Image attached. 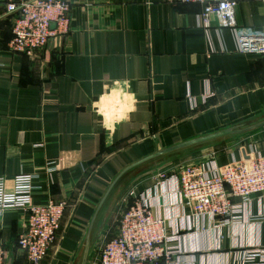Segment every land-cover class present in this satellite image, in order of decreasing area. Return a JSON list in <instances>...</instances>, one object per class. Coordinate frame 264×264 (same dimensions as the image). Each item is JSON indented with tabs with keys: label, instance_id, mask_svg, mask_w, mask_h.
<instances>
[{
	"label": "crops",
	"instance_id": "obj_1",
	"mask_svg": "<svg viewBox=\"0 0 264 264\" xmlns=\"http://www.w3.org/2000/svg\"><path fill=\"white\" fill-rule=\"evenodd\" d=\"M21 1L0 0V177L11 191L17 176L31 175L35 202H68L42 264H80L89 240L111 237L110 221L131 190L167 219L178 251L168 264H264V196L247 204L235 199L236 211L220 225L190 213L176 179H158L180 164L208 168L212 160L223 166L264 156V127L129 171L98 212L113 180L136 161L264 118V58L240 51L241 37L264 31V5L239 1L237 33L217 15L204 26L205 5L198 2L65 0L68 34L28 56L9 48L19 13L9 6ZM117 80L128 87L114 99ZM49 161L59 165L52 174ZM24 215L0 214L9 264H27L18 245ZM87 264H99L96 249Z\"/></svg>",
	"mask_w": 264,
	"mask_h": 264
},
{
	"label": "built area",
	"instance_id": "obj_2",
	"mask_svg": "<svg viewBox=\"0 0 264 264\" xmlns=\"http://www.w3.org/2000/svg\"><path fill=\"white\" fill-rule=\"evenodd\" d=\"M205 5L201 20L210 26V17L217 15L221 25L238 33L236 8L241 0H181ZM264 5V0H256ZM18 10L13 25V38L9 48L13 53L35 55L52 39L63 38L70 29L71 5L65 0H23L12 4ZM240 51L259 54L264 58V31L240 38ZM211 161L206 168L201 164H180L172 174L161 172L162 182L176 179L182 202L195 217L220 219L236 211L235 199L250 203L255 195L264 196V156L248 155L219 166ZM55 161H49L46 172L58 170ZM6 178L0 177V214L7 210L24 212L23 230L18 245L24 252L27 264H42L56 241L62 219L68 207L64 199L35 202L33 177L20 175L14 187L7 189ZM160 183V182H159ZM118 206L117 232L110 238H101L97 249L99 264H168L177 254L171 244L168 221L157 216L149 197L135 190L129 191ZM118 218V217H116ZM255 255L252 257L254 259ZM0 264L8 263V253L0 243Z\"/></svg>",
	"mask_w": 264,
	"mask_h": 264
},
{
	"label": "water",
	"instance_id": "obj_3",
	"mask_svg": "<svg viewBox=\"0 0 264 264\" xmlns=\"http://www.w3.org/2000/svg\"><path fill=\"white\" fill-rule=\"evenodd\" d=\"M264 127V118H260L257 119L255 121H253L252 123H242L239 125H234L231 127H227V128H223L220 129L218 131H215L213 133H208L206 135H202L199 137H195L183 142H180L178 144H175L173 146L161 149L151 155H148L138 161H136L135 163L129 165L128 167H126L123 171H121L117 177L113 180L112 184L110 185L109 189L107 190L100 206L98 207V212L101 209V207L103 206V204L105 203L108 195L110 194V192L112 191V189L116 186V184L120 181V179L126 175L129 171L144 165L146 163H149L153 160L171 155V154H175L184 150H187L189 148L195 147V146H199L205 143H209V142H213L216 140H220V139H225V138H230V137H235L237 135H242V134H246L255 130H258L260 128ZM246 158H248L247 155H245ZM96 243V242H95ZM94 243V244H95ZM92 248H94V245H92V242L89 240L85 246V249L83 251V255H82V259H81V263L80 264H87L88 260L91 256L92 253Z\"/></svg>",
	"mask_w": 264,
	"mask_h": 264
},
{
	"label": "rangeland",
	"instance_id": "obj_4",
	"mask_svg": "<svg viewBox=\"0 0 264 264\" xmlns=\"http://www.w3.org/2000/svg\"><path fill=\"white\" fill-rule=\"evenodd\" d=\"M236 137V136H235ZM215 143H217V142H209V143H205V144H202V145H199V146H195V147H192V148H189L187 151H189V150H192V151H194V153L195 152H197V151H201V150H204V149H206L209 145H213V144H215ZM225 143H226V141H225ZM226 145V144H225ZM184 151H186V150H184ZM184 151H181V152H178L177 154H176V156H178V155H181L182 153H185ZM175 155V154H174ZM173 159V157H169V156H166L165 158L164 157H162L161 159L159 158V159H157V160H153L152 162L153 163H162V162H164V163H162L161 165H164V164H167V162H165L166 160L167 161H170V160H172ZM149 163H151V162H149ZM166 168V167H165ZM119 211H115V214H114V218H113V221H110L111 223L109 224V227H112V230H110L109 231V233H110V235L111 234H115L116 232H117V223H118V221H119V216H117V213H118ZM116 217H118V218H116ZM108 229V228H107ZM97 241H95L96 243L94 244V249H97V246H98V244H99V242H100V240H101V238H99V239H96Z\"/></svg>",
	"mask_w": 264,
	"mask_h": 264
},
{
	"label": "clouds",
	"instance_id": "obj_5",
	"mask_svg": "<svg viewBox=\"0 0 264 264\" xmlns=\"http://www.w3.org/2000/svg\"><path fill=\"white\" fill-rule=\"evenodd\" d=\"M127 87H128L127 81H125L123 83L121 81H119V80L114 81V87H113V90H112L113 91V98L115 99L116 97L122 95L123 94V90L125 88H127ZM129 110H131V109H129Z\"/></svg>",
	"mask_w": 264,
	"mask_h": 264
},
{
	"label": "trees",
	"instance_id": "obj_6",
	"mask_svg": "<svg viewBox=\"0 0 264 264\" xmlns=\"http://www.w3.org/2000/svg\"><path fill=\"white\" fill-rule=\"evenodd\" d=\"M18 16V15H17Z\"/></svg>",
	"mask_w": 264,
	"mask_h": 264
}]
</instances>
